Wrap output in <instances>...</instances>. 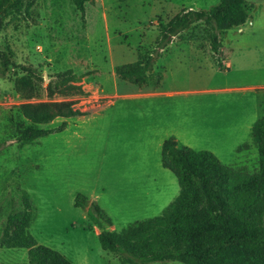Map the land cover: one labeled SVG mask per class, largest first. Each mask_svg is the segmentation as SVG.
I'll use <instances>...</instances> for the list:
<instances>
[{"label":"rangeland","instance_id":"374dc122","mask_svg":"<svg viewBox=\"0 0 264 264\" xmlns=\"http://www.w3.org/2000/svg\"><path fill=\"white\" fill-rule=\"evenodd\" d=\"M29 1V13L7 15L0 30V50L8 52L13 62L11 72L0 77V236L7 214L23 207L25 193L33 214L29 230L38 243L56 249L75 264H121L118 254L101 248L97 239L101 228L88 219L86 208L74 205V196L81 192L89 203L102 208L112 223L103 222V227L121 230L135 220L160 214L178 193L176 177L160 163L159 128L143 125L150 119L151 101L161 110L164 106V113L184 110L192 116L194 129L190 127L189 137L195 138L198 149L213 152L235 169L257 171V149L251 140L227 160L234 141L240 138L218 133L226 122L227 105L210 102L209 95L201 91H189L202 84V73L208 71L193 67L197 64L194 54L186 57L184 69L173 61V54L163 64L157 60L153 75L141 85L115 73L116 66L151 51L160 25L179 10H208L219 0L194 4L190 0H105L108 29L102 23H92V37L86 32L85 13L82 15L70 0ZM103 9L98 15L105 12ZM178 38L185 42L194 39L195 44H188L200 48L209 45L202 23L186 28ZM22 65L34 68L42 77H34L43 86L38 99H72L85 114L66 119L62 131L18 141L21 127L29 125L18 112L23 99L12 83L17 72L21 75ZM163 65L170 68L165 84L185 93L151 100L120 99L107 106L112 93L155 89L160 83L158 74L163 79ZM66 69L81 76L85 94L67 97L54 93L50 98L44 90L46 84ZM259 96L264 111V90ZM121 111L127 112L125 117ZM172 117L176 119L174 114ZM62 121L56 118L41 126L55 127ZM162 125L170 128L163 121ZM0 264H29L27 250L0 244ZM147 264L184 263L166 260Z\"/></svg>","mask_w":264,"mask_h":264},{"label":"trees","instance_id":"16d2710c","mask_svg":"<svg viewBox=\"0 0 264 264\" xmlns=\"http://www.w3.org/2000/svg\"><path fill=\"white\" fill-rule=\"evenodd\" d=\"M83 15L85 3L93 0H70ZM29 0H0V30L9 14L29 13ZM250 17L246 0H219L208 10L182 8L160 25L151 51L115 67L118 78L137 85L153 75L160 52L172 38L197 23L204 25L210 49L216 59L220 52V34L246 22ZM13 62L8 52L0 50V77L8 75ZM220 64V62H219ZM13 77V88L23 99L18 112L29 122L17 135L28 142L62 131L66 121L45 127L56 118L85 114L72 99L41 100L42 80L36 70L20 66ZM161 74L157 76V83ZM81 76L73 70L57 72L44 88L51 98L54 93L67 97L85 94ZM251 140L257 149L258 169L247 173L235 169L206 149H193L178 144L174 136L164 139L161 147L162 166L176 176L178 195L160 214L135 220L119 231L109 230L107 214L95 202H88L76 192L74 205L86 208L89 220L101 228L97 234L102 249L120 256L121 264H147L174 260L184 264H264V112L251 128ZM241 144L237 147H245ZM27 193V192H26ZM23 207L7 214L0 244L27 250L29 264H75L56 249L38 243L29 230L33 220L28 194H22Z\"/></svg>","mask_w":264,"mask_h":264},{"label":"crops","instance_id":"0c3cea01","mask_svg":"<svg viewBox=\"0 0 264 264\" xmlns=\"http://www.w3.org/2000/svg\"><path fill=\"white\" fill-rule=\"evenodd\" d=\"M190 1L192 4H194L196 3L195 1L199 2L200 0ZM246 1L249 5L250 17L246 22L226 29L220 34V52L218 59L215 58L213 51L210 49V45L200 48L199 46L188 44L189 42L191 44H195L196 42L194 39L189 42L180 40L178 37L182 32L172 38L168 45L161 50L160 56L157 59H160L162 63L163 60H168L167 57L173 54V61L178 66L182 65L181 67L184 69V66L186 65V57L189 55V53H192L194 54L195 61L197 62V64H195L193 67H198L199 70L208 69V71H204L202 73V84H199V87L196 89H190L189 91H201L204 94L209 95L210 102L211 100H215L219 103L227 105L228 110L225 113L227 115L226 122L221 124L220 131H218V133L219 135L223 136L230 134L240 136L237 141H234L235 144L234 148L232 149L233 152L228 155L227 160L233 159L234 151L238 146L244 143L249 144L248 141L251 140L252 124L264 112L261 110L259 96L260 92L264 90V0ZM105 6V0H93V2L85 3L84 13L86 15L87 23L86 32L88 33L89 37H92L91 33H93L92 23H102L105 25V28L108 29V17L105 11ZM101 8H104L103 10L105 12L99 13L100 15H98L97 12H101ZM164 68L165 72L163 79L161 77L160 83L155 89H142L138 92L131 93H112L114 94L113 99L110 100V103H108L107 106L115 105L117 100L120 99L125 100L144 97L142 99L151 100V98L154 96L172 97L179 93H185L186 90H173L170 89L167 83L165 84L167 70H170V68L168 67V69H166L165 66ZM187 74L185 73L186 76ZM192 77H195V72H192ZM164 99L158 100L163 101ZM151 103L153 104H151L148 110L150 119L145 121L143 125L144 127L157 126L159 128L157 131L158 146L162 147V142L165 137L167 138L172 135L176 138L178 144L199 150L195 145V138L189 137V135L192 134L189 132L190 127L191 130L194 128L193 118L188 114V112H185L184 110H170L164 113V106L161 110L160 106L155 105L153 101H151ZM121 107L122 109L126 110L124 106ZM126 114L127 112L121 111L122 117H125ZM173 114L177 120L172 117ZM81 116L83 115H80V117ZM68 118H63V120L66 121ZM162 121L166 124H170V128L166 126L164 127V125H162ZM172 124L175 127L171 126ZM182 128H184V130ZM210 149L213 150L212 148ZM241 149L243 148L241 147ZM222 162L225 163L226 161ZM225 164L228 165V163ZM177 195L178 193L173 197V199ZM173 199H171L167 205ZM112 230L119 231L115 228Z\"/></svg>","mask_w":264,"mask_h":264}]
</instances>
